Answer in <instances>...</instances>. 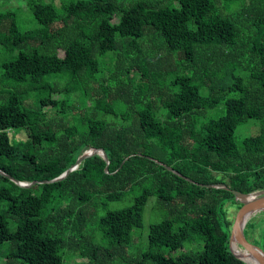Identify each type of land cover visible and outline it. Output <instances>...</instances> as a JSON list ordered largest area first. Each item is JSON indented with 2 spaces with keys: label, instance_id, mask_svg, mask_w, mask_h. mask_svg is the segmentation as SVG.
<instances>
[{
  "label": "trees",
  "instance_id": "trees-1",
  "mask_svg": "<svg viewBox=\"0 0 264 264\" xmlns=\"http://www.w3.org/2000/svg\"><path fill=\"white\" fill-rule=\"evenodd\" d=\"M0 1L1 169L44 181L92 147L110 160L109 172L95 154L29 188L0 173L5 264H63L64 249L83 241L80 264L109 261L143 226L152 196L170 215L151 224L132 264H246L230 248L233 192L146 155L197 183L264 190V0H25L30 28ZM251 119L261 131L238 139ZM128 191L131 205L109 208ZM262 222L251 218L246 236ZM196 237L202 248L169 253ZM253 239L264 250V227Z\"/></svg>",
  "mask_w": 264,
  "mask_h": 264
},
{
  "label": "rangeland",
  "instance_id": "rangeland-1",
  "mask_svg": "<svg viewBox=\"0 0 264 264\" xmlns=\"http://www.w3.org/2000/svg\"><path fill=\"white\" fill-rule=\"evenodd\" d=\"M49 2H54L57 6H61L62 3L65 1L70 0H46ZM25 0H11V2L7 3V6L5 7H14L19 10V18L21 20L22 26L25 28L33 27L37 24V20L35 19L33 13L30 11L28 7H26ZM1 3V1H0ZM25 4V5H24ZM25 6V7H24ZM0 7L2 5L0 4ZM220 107L215 108H209L207 109V116H214L217 115L220 111ZM263 124L261 120L257 119H251L247 123H243L239 125V127L236 130V136L238 139H242L245 136L253 135L261 131ZM10 136L13 140H16L17 142H24L28 139V133L25 128H11L9 129ZM3 181H0V186L3 184ZM135 192L128 191L126 192L121 198L115 199L109 203L110 209H119L124 208L132 204L134 201ZM7 203L6 201L0 202V211L6 207ZM98 207L100 209V212H104L105 209L103 205L100 203L98 204ZM239 207L235 204H229L228 206V215L229 218L233 221L234 217L238 211ZM170 215L169 210L163 206L160 201H158V198L155 196L150 197L148 203L145 206L144 211V224L140 228H135L133 231V240L132 242L126 247V251L124 253H120L116 255L114 258H112L109 261H101L99 260L95 264H110V263H125V264H132L135 262L138 258H140L143 254V252L148 248V234L150 230V226L152 223L162 220ZM256 221L261 223V217H264V214H261V212L255 214ZM252 217V218H255ZM95 226V221L91 220L88 221L87 227L92 229ZM264 227V222L260 224L258 227L254 228L253 231H251V234L248 236V239L257 244V242L253 238L260 239V232L261 228ZM11 228L14 229L13 222L11 223ZM87 232V230L83 231ZM78 239H83L82 236H77ZM100 241V240H98ZM101 243V242H100ZM104 243V242H103ZM105 244V243H104ZM10 245L9 241H6L2 244H0V264H5L3 258V255L6 253ZM203 241L200 240L198 237H196L194 240L186 241L185 248L179 249L173 252H169L167 250V253L169 252L173 256L179 255L182 253L183 250L187 249H199L202 248ZM262 248L260 244H258ZM86 247L85 242H80L78 245L69 246L64 249L63 255H64V262L63 264H80L82 261L87 260L84 257H81L80 251L83 250ZM73 258V259H71Z\"/></svg>",
  "mask_w": 264,
  "mask_h": 264
},
{
  "label": "water",
  "instance_id": "water-1",
  "mask_svg": "<svg viewBox=\"0 0 264 264\" xmlns=\"http://www.w3.org/2000/svg\"><path fill=\"white\" fill-rule=\"evenodd\" d=\"M95 154H99L102 157H104V159L107 162L106 165V172H109V164H110V160H109V156L107 154V152L103 149V148H89L88 150L84 151L79 158L77 159L76 163L74 165H72L70 168H68L64 173H62L60 176L53 178L51 180H44V181H20L16 178H14L13 176L7 174L6 172H4L1 167H0V173L3 176L9 177L11 180H13L16 184H18L19 186L22 187H26L29 188L35 184L38 183H45V182H56V181H60V180H64L65 178H67V176L75 169H77L80 164L89 156L95 155ZM142 155V154H140ZM147 158L155 160L157 163L164 165L168 170L178 174L179 176L185 178L186 180L192 182V183H196L200 186L203 187H209V188H224L227 190H231L234 194V199L235 201L239 202L241 204V206L239 207L234 220L232 221V226H231V233H230V248L231 251L233 252V254L238 257L239 259L243 260L246 264L247 262L245 261V259H243L242 257H240L239 255H237L234 251V243H236L237 245H239L240 247L247 249L249 252H251L253 254L254 257H256L259 261V264H264V250L258 246L257 244L251 242L248 237L245 234V228L246 225L248 223V221L257 213L264 211V190H258V191H254V192H250V193H244L241 192L239 190L233 189L231 188L229 185H227L226 183H210V184H203V183H197L195 180H193L192 178L182 174L181 172H179L178 170H176L175 168H173L170 165L165 164L164 162L146 155ZM129 157L125 158L124 162L128 159Z\"/></svg>",
  "mask_w": 264,
  "mask_h": 264
},
{
  "label": "bare ground",
  "instance_id": "bare-ground-1",
  "mask_svg": "<svg viewBox=\"0 0 264 264\" xmlns=\"http://www.w3.org/2000/svg\"><path fill=\"white\" fill-rule=\"evenodd\" d=\"M234 251L237 255L245 259L247 264H259V261L256 257L253 256L251 252H249L247 249H244L234 243Z\"/></svg>",
  "mask_w": 264,
  "mask_h": 264
}]
</instances>
